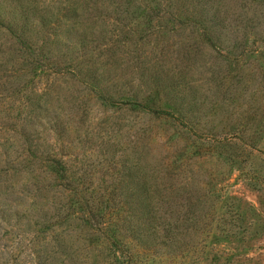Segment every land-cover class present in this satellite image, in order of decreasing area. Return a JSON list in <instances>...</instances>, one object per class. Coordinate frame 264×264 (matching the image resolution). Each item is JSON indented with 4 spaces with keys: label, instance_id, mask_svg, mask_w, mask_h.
I'll use <instances>...</instances> for the list:
<instances>
[{
    "label": "rangeland",
    "instance_id": "1",
    "mask_svg": "<svg viewBox=\"0 0 264 264\" xmlns=\"http://www.w3.org/2000/svg\"><path fill=\"white\" fill-rule=\"evenodd\" d=\"M0 264H264V0H0Z\"/></svg>",
    "mask_w": 264,
    "mask_h": 264
}]
</instances>
